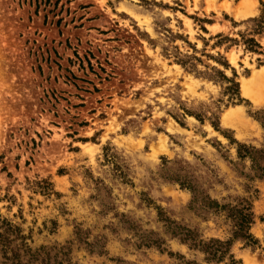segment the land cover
<instances>
[{
	"label": "rangeland",
	"instance_id": "rangeland-1",
	"mask_svg": "<svg viewBox=\"0 0 264 264\" xmlns=\"http://www.w3.org/2000/svg\"><path fill=\"white\" fill-rule=\"evenodd\" d=\"M263 69L264 0H0V264H264Z\"/></svg>",
	"mask_w": 264,
	"mask_h": 264
},
{
	"label": "bare ground",
	"instance_id": "bare-ground-1",
	"mask_svg": "<svg viewBox=\"0 0 264 264\" xmlns=\"http://www.w3.org/2000/svg\"><path fill=\"white\" fill-rule=\"evenodd\" d=\"M242 92L254 103L264 105V69L254 73L247 81H243ZM230 117H234V113L228 114L224 121H229Z\"/></svg>",
	"mask_w": 264,
	"mask_h": 264
},
{
	"label": "trees",
	"instance_id": "trees-1",
	"mask_svg": "<svg viewBox=\"0 0 264 264\" xmlns=\"http://www.w3.org/2000/svg\"><path fill=\"white\" fill-rule=\"evenodd\" d=\"M245 43L247 44L249 49H254L257 47V44L254 40H246Z\"/></svg>",
	"mask_w": 264,
	"mask_h": 264
}]
</instances>
